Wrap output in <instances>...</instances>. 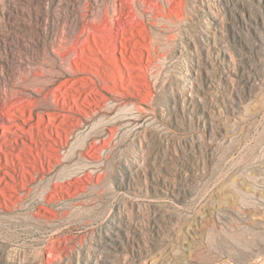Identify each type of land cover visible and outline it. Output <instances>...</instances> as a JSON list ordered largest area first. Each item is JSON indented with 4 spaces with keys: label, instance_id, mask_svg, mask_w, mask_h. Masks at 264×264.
I'll list each match as a JSON object with an SVG mask.
<instances>
[{
    "label": "rangeland",
    "instance_id": "rangeland-1",
    "mask_svg": "<svg viewBox=\"0 0 264 264\" xmlns=\"http://www.w3.org/2000/svg\"><path fill=\"white\" fill-rule=\"evenodd\" d=\"M31 93L0 264H264V0H0V110Z\"/></svg>",
    "mask_w": 264,
    "mask_h": 264
},
{
    "label": "bare ground",
    "instance_id": "bare-ground-1",
    "mask_svg": "<svg viewBox=\"0 0 264 264\" xmlns=\"http://www.w3.org/2000/svg\"><path fill=\"white\" fill-rule=\"evenodd\" d=\"M35 94L41 95V93ZM59 94L62 98H65L64 93ZM8 97L5 100L7 103L5 108L0 110V114L2 115L0 116V161L2 158L5 159V166H3L1 171L2 174L13 178L16 172H29L30 167L35 165L31 159L35 158V147L41 140L40 136H42V133H45L49 137V135L53 134V127L52 122L48 119L47 122L50 125L48 129L45 126V122L40 118L42 110L36 111V107L38 106L36 105V101L38 100L33 98V93L29 94V97L25 100L22 97L16 98L12 94ZM50 97L52 105L58 106V100L52 95ZM4 115H6V118ZM66 126L65 121L60 126L61 130L64 131ZM52 144H56V142ZM17 149H19L20 155ZM88 157L90 158L89 154ZM24 165L27 166L24 167ZM9 185L5 180L0 181V194L2 196L7 195V190L10 189ZM112 238V235H109V239Z\"/></svg>",
    "mask_w": 264,
    "mask_h": 264
}]
</instances>
